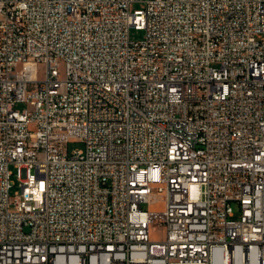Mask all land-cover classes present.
<instances>
[{
	"label": "built area",
	"instance_id": "1",
	"mask_svg": "<svg viewBox=\"0 0 264 264\" xmlns=\"http://www.w3.org/2000/svg\"><path fill=\"white\" fill-rule=\"evenodd\" d=\"M0 264H264V0H0Z\"/></svg>",
	"mask_w": 264,
	"mask_h": 264
},
{
	"label": "rangeland",
	"instance_id": "2",
	"mask_svg": "<svg viewBox=\"0 0 264 264\" xmlns=\"http://www.w3.org/2000/svg\"><path fill=\"white\" fill-rule=\"evenodd\" d=\"M142 6L139 4L133 5L132 6V10H141ZM146 33L144 30H137L135 28H131L130 30V38L132 41H136V42H140L143 41L145 39ZM18 110L22 111L24 109H27L28 106L26 104H18L16 107ZM83 148V144L78 143V142H71L68 146V150L69 153H72L76 150L82 149ZM12 173L14 174L11 177V182L13 183L14 188H12L11 190V195H13L16 191L20 190V186H19V179H18V173L17 170L11 166ZM163 205L161 202H158L156 204H144L143 208L145 210H159L162 209ZM165 239V234H164V229L159 228V227H151L150 230V240L154 241V242H160L163 241Z\"/></svg>",
	"mask_w": 264,
	"mask_h": 264
}]
</instances>
